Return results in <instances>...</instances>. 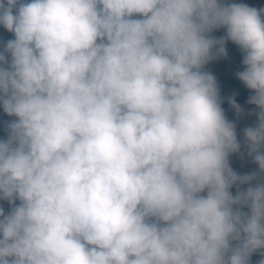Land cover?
<instances>
[{"label": "clouds", "instance_id": "9594fccd", "mask_svg": "<svg viewBox=\"0 0 264 264\" xmlns=\"http://www.w3.org/2000/svg\"><path fill=\"white\" fill-rule=\"evenodd\" d=\"M262 16L219 0H0L15 35L0 120L18 118L0 140V264H248L264 248V184L229 191L257 174L229 166L240 145L213 75L238 67L254 90L244 135L264 171ZM226 39L245 70L207 72L214 48L234 58Z\"/></svg>", "mask_w": 264, "mask_h": 264}, {"label": "trees", "instance_id": "16d2710c", "mask_svg": "<svg viewBox=\"0 0 264 264\" xmlns=\"http://www.w3.org/2000/svg\"><path fill=\"white\" fill-rule=\"evenodd\" d=\"M13 14H15V9L13 11ZM135 16L140 17L139 14H136ZM5 35L8 36L6 37ZM2 37L3 38L6 37V40L3 39ZM0 38L5 41H8L15 39V35L14 33L9 32L3 25H0ZM230 44L233 46L234 49H239L238 45L234 43H230ZM212 51L214 54L216 53L215 50ZM10 60H11V56L9 62ZM204 66H208V63L205 64ZM242 71L243 70L238 67H235V69H229L223 67L218 74L213 75L216 79V83L219 91V102L221 108L224 111V115L236 109L230 103L231 100L234 99L236 104L240 105V103L244 99L249 100L251 96L255 95L254 90L247 88V86L241 80L238 79L237 73ZM252 105L259 113L260 112L259 107L254 104ZM17 119L18 118L15 116L6 115L0 120V140H6L8 138L9 135L8 124H10L11 122ZM237 142L239 143L240 147L238 151L230 153L228 157L229 166L238 176L251 175L252 173H256L257 176L255 179L247 183H241L240 181L234 183L232 187L229 189L233 197H235L238 194V191L246 192L249 187H255L260 184H264V171H261L259 165L255 162V153L250 151L249 142L247 141L245 135L242 136V138ZM259 150L261 153H264V144L260 146ZM233 208L234 209L239 208L240 211L250 215V209L247 206L233 205ZM230 243L232 247H235L240 242L232 240ZM262 259H264V248L259 249L254 253H252L248 261V264H259V261Z\"/></svg>", "mask_w": 264, "mask_h": 264}, {"label": "rangeland", "instance_id": "374dc122", "mask_svg": "<svg viewBox=\"0 0 264 264\" xmlns=\"http://www.w3.org/2000/svg\"><path fill=\"white\" fill-rule=\"evenodd\" d=\"M250 3H253V4H264V0H246ZM133 19H141L142 17H138V16H133L132 17ZM6 37L8 35H5ZM6 37L3 38L6 40ZM0 38V51H3L5 46H6V43L7 41L3 40ZM224 49H225V52L229 51V52H234L235 54H240L242 52V50L239 48V49H234L233 46L226 42L224 43ZM213 50H216V48H214ZM226 55H220L219 56H215L214 54V59H212L213 61H218L219 66L217 67V65L215 66V68H210V69H207V72L209 73H215V72H218L222 63L224 65H227V64H234V65H239V66H242V67H246L241 61H236L234 58L230 57V56H226ZM6 59L9 61L10 59V54H6ZM217 63V64H218ZM240 111H237V109H234L232 111H230L228 114H225V117L226 119L233 123L235 125V133H236V138H237V141L240 140L242 138V136H244V130L246 128H249V127H256L259 123V118H258V113H257V110L255 109V107L248 103V100L244 99L240 105ZM200 195H207V190H205V192L201 193ZM2 204V201L0 202V206ZM16 205H19L18 203V200L15 201V205H10L9 204V211L11 210V208L13 206H16Z\"/></svg>", "mask_w": 264, "mask_h": 264}, {"label": "water", "instance_id": "95a60500", "mask_svg": "<svg viewBox=\"0 0 264 264\" xmlns=\"http://www.w3.org/2000/svg\"><path fill=\"white\" fill-rule=\"evenodd\" d=\"M23 2L25 3H30L31 0H23ZM220 3L222 4H226V5H230V4H245L251 8H255L258 11L261 9H264V4H253L250 3L246 0H219ZM262 19H264V16H262ZM226 28L225 27H221L218 29H214L212 32L208 33L207 35H209L210 37H215L217 39L221 38V37H225L226 36ZM225 41L233 43L231 40L226 39ZM235 44V43H234Z\"/></svg>", "mask_w": 264, "mask_h": 264}, {"label": "flooded vegetation", "instance_id": "af4514ba", "mask_svg": "<svg viewBox=\"0 0 264 264\" xmlns=\"http://www.w3.org/2000/svg\"><path fill=\"white\" fill-rule=\"evenodd\" d=\"M229 52V51H228ZM234 53V52H233ZM229 54H230V52H229ZM243 57H244V53L243 52H241L240 54H235L234 53V59L238 62V61H243ZM244 70H245V67H244ZM1 107L3 108V106H2V104H0V110H2L1 109Z\"/></svg>", "mask_w": 264, "mask_h": 264}, {"label": "crops", "instance_id": "0c3cea01", "mask_svg": "<svg viewBox=\"0 0 264 264\" xmlns=\"http://www.w3.org/2000/svg\"><path fill=\"white\" fill-rule=\"evenodd\" d=\"M18 203H20V201L18 200ZM7 205V209L9 210V203H6Z\"/></svg>", "mask_w": 264, "mask_h": 264}]
</instances>
